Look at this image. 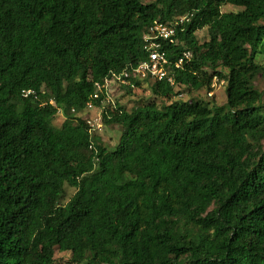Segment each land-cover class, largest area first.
I'll list each match as a JSON object with an SVG mask.
<instances>
[{
  "label": "trees",
  "instance_id": "16d2710c",
  "mask_svg": "<svg viewBox=\"0 0 264 264\" xmlns=\"http://www.w3.org/2000/svg\"><path fill=\"white\" fill-rule=\"evenodd\" d=\"M185 15L160 41L173 84L120 85L107 147L83 115L95 83L147 60L154 21ZM259 78L264 0H0V264H56L57 250L73 264H264ZM213 79L224 104L181 99ZM144 85L153 100L120 105Z\"/></svg>",
  "mask_w": 264,
  "mask_h": 264
},
{
  "label": "built area",
  "instance_id": "2783aa9c",
  "mask_svg": "<svg viewBox=\"0 0 264 264\" xmlns=\"http://www.w3.org/2000/svg\"><path fill=\"white\" fill-rule=\"evenodd\" d=\"M188 20L189 15L182 16L171 23L154 21L148 28V31L143 35L147 60L135 67L125 69L120 73H113L101 83H95L93 99L99 103L94 104L93 101H91L83 112L84 119L88 125V130L91 134L99 132L103 126L102 114L108 115V109L112 110L115 108V97L119 93L118 89L120 85H127L134 89L135 84L133 83V80L143 81L146 78L157 80L165 79L170 84H173V76L169 71V65H171V62L168 60L165 51L161 49L160 41L163 40L174 43L176 41L175 26ZM190 56L191 54L189 51H183L181 56L176 61L172 62V65L179 67L182 65L184 59H189ZM34 94L35 93L32 90L22 91V96L24 97ZM89 148L93 150L92 144Z\"/></svg>",
  "mask_w": 264,
  "mask_h": 264
},
{
  "label": "rangeland",
  "instance_id": "374dc122",
  "mask_svg": "<svg viewBox=\"0 0 264 264\" xmlns=\"http://www.w3.org/2000/svg\"><path fill=\"white\" fill-rule=\"evenodd\" d=\"M147 1V0H144ZM239 7L233 6V5H224L222 6L221 10L223 12L228 11H237L239 10ZM196 37L198 41L202 42L207 38L206 28H202L196 32ZM260 63L263 62L261 58L258 60ZM256 86L262 90L264 88V81L259 78L256 81ZM117 96V95H116ZM194 96L197 98H203L204 100H213L217 105H222L226 102V94H225V87L222 81H218L217 79H213L212 82V88L210 92H206L204 89L188 93L187 91H183V96L181 97L182 100L188 99V97ZM154 98L152 97L150 90L145 85L135 89L132 93L129 95H122L119 98V103L123 107H125L127 110L130 109L132 106L143 103L146 101H151ZM174 99V98H173ZM159 102V100H156ZM263 103H264V97H263ZM93 114V113H92ZM64 117L61 112H59L55 119L53 120V124L56 126H60L63 122ZM121 131L120 127L118 125H109V126H102L99 130L98 135L100 136L102 142L109 148H113L119 140ZM75 189L73 187L66 186L64 190V194L62 197L61 202L65 203L68 201V199L72 196ZM55 261L56 264H73L70 260V255L65 250H57L55 253Z\"/></svg>",
  "mask_w": 264,
  "mask_h": 264
}]
</instances>
